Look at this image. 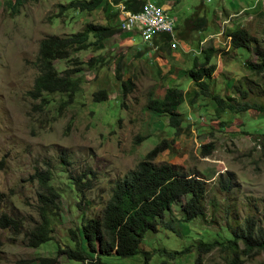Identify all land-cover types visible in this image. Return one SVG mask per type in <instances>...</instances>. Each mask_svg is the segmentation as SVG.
<instances>
[{
	"label": "rangeland",
	"instance_id": "rangeland-1",
	"mask_svg": "<svg viewBox=\"0 0 264 264\" xmlns=\"http://www.w3.org/2000/svg\"><path fill=\"white\" fill-rule=\"evenodd\" d=\"M68 1L21 0L14 11V0H0V213L23 218L24 228L37 219L36 183L28 178L35 168H50L51 183L59 191V216L47 225L50 239L31 248L23 243L21 232L0 229V264H38L40 256L50 257L52 264H82L56 253L57 247L71 245L66 229L98 215L113 181L132 169L161 139L168 147L154 162L196 169L207 181L206 216L190 222L176 221L179 232L161 227L146 231L139 253L131 257L102 256L101 260L107 264H193L195 251L190 246L196 240L221 241L228 237L223 213L226 206L239 217L264 214V72L251 74L243 62L253 56L245 48H230L225 35L227 30L241 27L257 40H264V0H233L231 4L225 0H174L166 12L175 16L173 36L183 41L185 50H149L137 34L116 29L102 39L103 48L71 53L77 64L70 59L54 61L58 72L70 69L72 77L79 79L80 87L69 102L58 92L43 93L44 100L33 99L27 91L37 74L35 57L41 38L78 31L87 22L116 26L114 12H58ZM193 13L205 17L202 30L184 29L185 20H190ZM182 29L184 37L178 35ZM208 34L213 38L201 46L213 49L210 63L215 68L206 80L208 95L198 96L192 103L190 97L184 98L177 107L183 121L175 131L168 126L166 114L145 109L146 99L160 97L168 86H177L184 93L194 88L184 72L194 57L197 62L202 59L197 42ZM96 56L103 58L102 66L99 62L94 68L86 65ZM124 79L130 80L132 89L121 99L120 80ZM99 88L107 90V99L92 101V93ZM239 89L247 90L243 101L261 105L263 111L225 108L216 114L211 95L226 102L230 101L227 97H233L235 105L242 102ZM137 135L142 138L137 140ZM205 143H212L213 148L201 156L200 145ZM224 170L232 171L237 182L228 193L218 191L215 184L217 174ZM88 171L93 173L87 175L92 187L83 189L81 197L71 177ZM170 215L177 219L176 205L165 218ZM184 247L189 250L179 252ZM143 250L149 254L146 263ZM173 251L176 253L170 255ZM202 263L222 261L218 251L212 250L203 255ZM241 264H264V253L247 257Z\"/></svg>",
	"mask_w": 264,
	"mask_h": 264
},
{
	"label": "trees",
	"instance_id": "trees-1",
	"mask_svg": "<svg viewBox=\"0 0 264 264\" xmlns=\"http://www.w3.org/2000/svg\"><path fill=\"white\" fill-rule=\"evenodd\" d=\"M121 1L124 8L129 11H137L144 3V0H69L61 5L58 12L64 9H72L78 12H91L101 9L106 13L114 12L117 19V11L111 6ZM21 0H14L12 10H16ZM113 10V11H112ZM112 15V13H111ZM206 25L204 16L193 13L190 20H185L186 27L193 30H202ZM177 26H174L176 29ZM118 28L111 24H96L87 22L83 28L66 35H46L39 40L35 57L37 74L33 78L32 86L27 91L31 98L44 100L43 93H63L66 95V102H69L80 87L79 79L71 75L70 69L58 72L54 67L55 60L70 59L75 64L77 59L70 57L71 53L93 48H103V38L113 35ZM178 35L184 37L183 30ZM228 45L232 49L245 48L253 56V59H246L244 67L253 75L257 76L264 72V40H257L244 28L235 27L227 30ZM92 38V39H90ZM171 37L167 33L154 35L151 40L152 46L163 51L169 50ZM147 46L143 45L146 50ZM202 59L197 62L194 57L192 64L185 70L194 88L184 93L177 86H168L160 97L148 96L145 102V109L166 114L168 126L175 131L181 127L183 121L181 112L177 107L186 96L190 97L192 103L198 96L208 95L207 79L214 71V64L210 63L213 49L203 48ZM141 53L140 51H137ZM99 62L102 66L104 60L101 56L90 57L86 65L94 68ZM118 69L120 65L117 64ZM115 78H120L119 74ZM121 99L132 89V83L128 79L120 80ZM242 100L234 105V98L227 97L226 102L220 96L213 94L211 98L215 103V113L223 112L225 108L236 110H248L249 108L263 111L261 105L243 101L247 96L246 89L237 91ZM108 92L99 88L91 95L92 101H105ZM122 103V102H121ZM142 137L137 135L136 139ZM168 147L167 142L161 139L147 150L135 166L128 170L123 176L116 178L111 187L107 199L103 202L98 215L89 217L79 226H72L66 229V236L71 245L57 247L56 253L64 256L67 260L82 264H107L101 260L102 256L114 255L116 257H131L139 253V243L146 231L155 232L158 227L169 231L177 232L175 222H190L195 218L204 219L206 216L205 195L207 193V181L196 169H184L181 165L166 161L154 162V158ZM213 148L212 143L200 145L201 156L208 155ZM91 171L82 172L71 177L72 184L76 191L92 187L91 180L87 175ZM87 177V178H86ZM29 180L36 183L35 190V212L37 219L31 222L29 227L24 228L25 220L21 217L0 213V229H7L14 234L21 232L23 243L31 248H36L50 239L47 225L52 219L59 216L57 200L59 191L52 185V171L50 168L37 169L29 175ZM217 190L228 193L236 185V179L232 171L224 170L219 172L215 179ZM3 193L0 192V201ZM176 205L178 217L167 216L171 206ZM215 205V203H213ZM224 228L228 237L219 241L196 240L190 247L194 248L195 256L193 264H203V255L212 250L219 253L222 264H241L247 257H253L264 253V214L249 213L239 217L237 213L226 206L223 209ZM229 217L232 219L230 220ZM189 247H184L181 253H185ZM144 255V263L149 257L147 251H141ZM176 253L175 251L171 254ZM38 264H52L51 258L47 256L37 257ZM24 262H27L25 260Z\"/></svg>",
	"mask_w": 264,
	"mask_h": 264
},
{
	"label": "built area",
	"instance_id": "built-area-1",
	"mask_svg": "<svg viewBox=\"0 0 264 264\" xmlns=\"http://www.w3.org/2000/svg\"><path fill=\"white\" fill-rule=\"evenodd\" d=\"M116 10L119 30L131 31L147 43L151 42L154 35L167 33L171 37L169 46L175 47L173 36L175 19L166 12V9L144 0L142 7L137 11L127 10L123 4H118ZM213 36V34L209 35V37ZM205 41L206 38L202 39L199 45L203 46ZM201 46L199 50L203 49Z\"/></svg>",
	"mask_w": 264,
	"mask_h": 264
},
{
	"label": "crops",
	"instance_id": "crops-1",
	"mask_svg": "<svg viewBox=\"0 0 264 264\" xmlns=\"http://www.w3.org/2000/svg\"><path fill=\"white\" fill-rule=\"evenodd\" d=\"M150 1V0H149ZM164 2H162L161 4H158V3H156V2H154V1H152V3L154 2V4H156V5H158V6H160V7H162V8H164V9H168L169 8V5H172L173 3H174V0H163ZM227 3H229L230 2V4H231V2H233V0H225ZM151 2V1H150ZM118 4H122V2L121 1H119V2H117V3H115V4H112V6L111 7H113V9H115L116 10V7H117V5ZM223 5L224 6H226L225 5V3H223ZM172 16V15H171ZM174 19H175V16H172ZM176 24V23H175ZM209 35H211V34H208L207 36H204V37H202V39H205L206 38V40L207 41H209V38H213V37H209ZM174 41H175V47H169L170 49H175V48H183L184 49V47H183V45H184V43H183V41L182 40H180V38L178 39V38H175L174 37ZM199 41H201V38H198V44H199ZM144 44H148L149 46H148V48H149V50H155L156 49V46H150V44L151 43H147V42H144ZM174 44V43H173ZM183 44V45H182ZM152 45V44H151ZM203 45V44H202ZM201 46V45H200ZM185 50V49H184ZM190 83H192V82H190Z\"/></svg>",
	"mask_w": 264,
	"mask_h": 264
}]
</instances>
